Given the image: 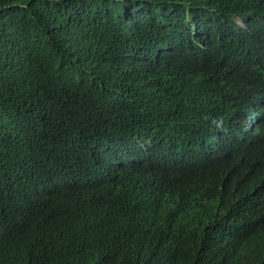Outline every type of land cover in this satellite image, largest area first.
Returning a JSON list of instances; mask_svg holds the SVG:
<instances>
[{
	"label": "trees",
	"instance_id": "obj_1",
	"mask_svg": "<svg viewBox=\"0 0 264 264\" xmlns=\"http://www.w3.org/2000/svg\"><path fill=\"white\" fill-rule=\"evenodd\" d=\"M0 264H264V0H0Z\"/></svg>",
	"mask_w": 264,
	"mask_h": 264
}]
</instances>
